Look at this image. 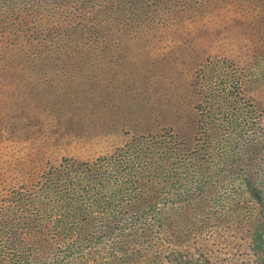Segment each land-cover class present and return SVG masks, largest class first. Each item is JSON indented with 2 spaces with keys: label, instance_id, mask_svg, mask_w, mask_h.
Instances as JSON below:
<instances>
[{
  "label": "rangeland",
  "instance_id": "rangeland-1",
  "mask_svg": "<svg viewBox=\"0 0 264 264\" xmlns=\"http://www.w3.org/2000/svg\"><path fill=\"white\" fill-rule=\"evenodd\" d=\"M203 82L243 103L209 105L206 130ZM121 150L146 161L136 189L159 191L150 158L176 182L180 194L158 198L174 199L177 212L168 202L162 215L182 219L184 251L202 264H263L252 243L264 205H249L238 181L208 200V183L201 194L186 177L218 169L226 180L264 158V0H0V264H160L171 246L143 233L145 215L108 205L123 185L92 180ZM193 161L208 169L170 175ZM47 172L52 186L32 190ZM132 228L147 245L131 247Z\"/></svg>",
  "mask_w": 264,
  "mask_h": 264
},
{
  "label": "trees",
  "instance_id": "trees-1",
  "mask_svg": "<svg viewBox=\"0 0 264 264\" xmlns=\"http://www.w3.org/2000/svg\"><path fill=\"white\" fill-rule=\"evenodd\" d=\"M203 86H204V90L207 92L206 94L208 95L207 99L204 97L203 102L208 105L206 107H203V109L199 112L200 116L198 113H196V115L199 116L197 123L200 124V126L204 128V130H206L207 128L204 127L205 125H212L209 123V121L212 119V112H207V110L209 109V105L216 107V105H218L221 102H224L229 99H235V98H238V101L228 104L225 107H229L232 109L243 103H242V97H237L236 95H231L228 93L220 95L219 92L209 88L208 83H205V82H203ZM214 92H216L217 95H215ZM210 109H213V107H210ZM240 141H241V138H240ZM245 145L247 146V143H245ZM242 147H244V145ZM262 147L263 146H261V148ZM129 153L130 151L121 150L118 152V154H115V156L113 157V160L106 162L103 159L105 161V164H107L108 166L107 174L104 169L100 168L102 165H97L98 166L97 168L93 167V170L97 172V173L94 172L93 176L98 177V179H95L93 177L92 180L93 181L100 180L97 182L98 186L103 185V184L110 185V182H111V179L109 177L110 175L113 177V178L111 177L113 180H116V182L120 183V185H123L125 191H127L128 193L124 195L122 193L119 194L118 190L111 191L108 189V193H109V195L107 196L108 197L107 199L109 201L108 205L111 207L113 214H116V216L118 214L120 216H125L128 213L129 205H131V206H135L136 208H138L135 211L137 213L133 214L131 219L138 218L137 214L145 215V219H144L146 223L145 228L148 229V231L143 232L140 228L138 229H140L141 232L146 233V234L150 233V230H153L154 232L156 231L157 237L155 236V240L153 241V243L157 246V248H162V245L164 246L166 244L167 246H171L170 252L168 254L165 251L161 250V252L164 254V257L162 258L160 264H198V263L202 264L201 256L194 257V255H192L188 251H184L180 247V242H177V239H180V237H183L185 233L184 231L185 226L183 225L182 219L180 218V221L178 219L174 221V218H171V219L164 218L162 215V210L165 206L164 204L168 202H169L168 208L171 211L174 210L177 212V207L175 206L174 199H172V201L163 199L162 202H160L158 198L159 192L163 198H165L164 196L167 193H168V196H170L169 198H171L172 196H176V194H180V193L174 192V190L176 189V182L172 178L162 176L163 175L162 162H159L160 166H158V163H156L155 159L150 158L146 160H148V162H150L151 165L154 167H153L152 173L149 175V178L152 181L151 183L153 185L158 186V180L160 181L161 186L159 187V191L154 189L155 195H152L151 194L152 190L146 192L144 189H142L143 188L142 185H140L136 189L137 178L138 177L142 178V176L145 175V172L147 171V169H145L142 165V163L146 161H142L141 159L135 156L130 157L131 155H129ZM165 158L167 160L169 157L168 158L165 157ZM213 159L215 158L210 159L211 162L209 163L212 164V167L209 169L217 168V166H219V164L216 165L215 163H213L212 161ZM223 160L224 159H221V162L219 163H222ZM259 165L260 166L263 165V167L260 168ZM196 166L197 167L200 166L199 167L200 169H208L204 166H201L195 163L194 161L189 163L188 165H184L178 162L177 163L178 169L174 170L175 172L170 175H178V177L180 178V176L182 175L177 173L179 170H190ZM210 166L211 165H209V167ZM245 166H249V165H245ZM254 166H255L254 167L255 170L246 171L247 170L246 169L244 171L242 170L241 173H238L236 171L235 175L231 174L230 175L231 177H227L226 180L224 179V175L220 174V173H226V172H223L220 170L218 171V169H216L217 172L208 170L207 172L205 171V172L200 173L196 177L188 176L186 178H192L188 182H195L193 185L199 186V190L201 194H202L203 187L205 186L206 183H208V189H206L205 197H208V200L211 199L213 201H215L216 198H219L218 196L222 195V193L236 190L234 189L235 188L234 184L235 182L238 181L237 186L241 188V192L239 195L244 194L246 196V201L249 205L262 206L264 205V193L262 191V187L260 186V184L264 183V158H259V160L255 159ZM171 168L172 169L176 168L174 163L171 164ZM221 168L222 167H220V169ZM251 172H254V173H251ZM53 174L54 173L47 172L43 176H41L40 178L32 182L31 185L34 184V188L32 190H39V189L44 190L45 189L44 186L38 187V184L39 185L43 184L47 186L48 188H50L53 184V181L51 179ZM82 175L84 176L85 173H82ZM57 177L60 178L59 175H56V178ZM221 177L223 178V180ZM162 180H166L167 182L166 186L162 184ZM71 184H73V182ZM86 189L87 187H83V190L85 191V193H86ZM195 192L197 193V191ZM57 196L58 198H60V201L65 200V195L57 193ZM105 198L106 197L102 196V200ZM21 201L22 200L19 199L17 203L19 204ZM178 216H181L180 213H178ZM163 224H167L166 227H163ZM134 229L135 228H132V231L128 230L125 233V235L132 234L135 236V240L131 247H134L136 245H142L144 243L147 245L148 242L146 241V238L142 236V233L140 232L138 234V232ZM178 231H179V234H178ZM159 233H163V235L160 236ZM258 242H261L264 245V217L255 226V230H254V240H253L252 246L255 250L254 252L256 256H258L257 252H259V251H256V248L259 249ZM262 253H264V251H262ZM262 260L264 264V255H262ZM34 263H35L34 261L32 263V261L28 259V256H26V258L24 259V264H34ZM261 263H262L261 259L255 258V264H261ZM156 264H159V263L156 262Z\"/></svg>",
  "mask_w": 264,
  "mask_h": 264
},
{
  "label": "bare ground",
  "instance_id": "bare-ground-1",
  "mask_svg": "<svg viewBox=\"0 0 264 264\" xmlns=\"http://www.w3.org/2000/svg\"><path fill=\"white\" fill-rule=\"evenodd\" d=\"M224 137V136H223ZM148 158V157H147ZM168 158V157H167ZM122 162V161H121ZM202 166V165H201ZM108 167V166H107ZM115 170V169H114ZM103 172V171H102ZM123 175V174H122ZM133 180V179H132ZM157 180V179H156ZM98 181V180H97ZM127 181V180H126ZM162 202V201H161Z\"/></svg>",
  "mask_w": 264,
  "mask_h": 264
}]
</instances>
